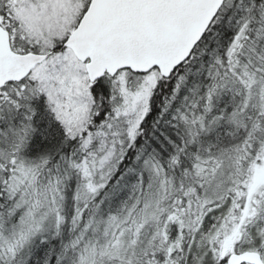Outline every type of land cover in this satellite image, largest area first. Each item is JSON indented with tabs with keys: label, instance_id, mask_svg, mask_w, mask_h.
I'll return each mask as SVG.
<instances>
[{
	"label": "snow or ice",
	"instance_id": "snow-or-ice-1",
	"mask_svg": "<svg viewBox=\"0 0 264 264\" xmlns=\"http://www.w3.org/2000/svg\"><path fill=\"white\" fill-rule=\"evenodd\" d=\"M0 264H264V0H0Z\"/></svg>",
	"mask_w": 264,
	"mask_h": 264
}]
</instances>
